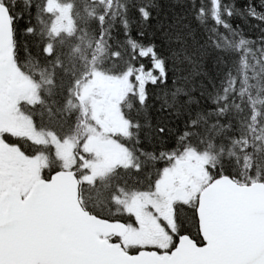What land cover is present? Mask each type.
I'll return each mask as SVG.
<instances>
[{"label":"snow or ice","instance_id":"obj_1","mask_svg":"<svg viewBox=\"0 0 264 264\" xmlns=\"http://www.w3.org/2000/svg\"><path fill=\"white\" fill-rule=\"evenodd\" d=\"M0 264H264V0H0Z\"/></svg>","mask_w":264,"mask_h":264}]
</instances>
